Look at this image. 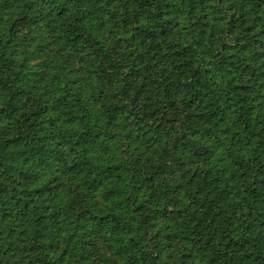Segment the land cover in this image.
Segmentation results:
<instances>
[{
	"label": "trees",
	"instance_id": "1",
	"mask_svg": "<svg viewBox=\"0 0 264 264\" xmlns=\"http://www.w3.org/2000/svg\"><path fill=\"white\" fill-rule=\"evenodd\" d=\"M0 264H264V0H0Z\"/></svg>",
	"mask_w": 264,
	"mask_h": 264
}]
</instances>
